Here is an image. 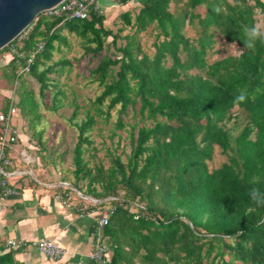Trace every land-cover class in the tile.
Wrapping results in <instances>:
<instances>
[{
	"label": "trees",
	"instance_id": "trees-1",
	"mask_svg": "<svg viewBox=\"0 0 264 264\" xmlns=\"http://www.w3.org/2000/svg\"><path fill=\"white\" fill-rule=\"evenodd\" d=\"M257 10L264 13V0H141L115 30L92 11L64 22L39 14L25 30L8 63L17 86L7 91L18 95L14 105L42 153L59 151L49 148L53 137L45 129L38 131L39 108L57 113L64 106L59 77L72 69L64 52L69 36L99 88L83 119L74 99L69 104L75 138L65 178L75 191H64L116 208L103 232L109 264H264V206L249 197L253 187L264 192V43L250 50L242 40V28L259 19ZM219 40L239 54L213 59ZM40 42L28 73L19 74ZM241 92L247 99L237 105ZM111 111L117 129L130 112L139 117L128 124L125 159L120 140L99 157L91 138L96 117L107 123ZM240 117L241 128L228 127ZM215 147L227 162L210 170ZM58 155L63 162L65 152Z\"/></svg>",
	"mask_w": 264,
	"mask_h": 264
},
{
	"label": "crops",
	"instance_id": "crops-1",
	"mask_svg": "<svg viewBox=\"0 0 264 264\" xmlns=\"http://www.w3.org/2000/svg\"><path fill=\"white\" fill-rule=\"evenodd\" d=\"M140 2L96 0L97 8L103 13L104 28L115 30L120 27L121 15L130 12L134 16ZM10 59L6 52L1 53L0 67L6 66ZM14 99L6 90H0V104L6 106L9 103L14 107ZM0 113L4 112L0 109ZM11 118L16 143L6 150L10 165L2 168L9 186L17 191V195L0 200V264H97L90 261L88 255L95 247L100 205H91V198L76 200L73 192H65L64 188L75 190L56 170L54 161L43 159L45 153L41 152L40 139L28 133L29 126L21 115L15 125ZM58 195H67L71 206H63L56 198ZM7 239H16L24 246L16 250L5 249ZM39 240L53 241L66 250L65 256L60 261L49 260L31 246L32 242ZM104 241L106 244L105 237Z\"/></svg>",
	"mask_w": 264,
	"mask_h": 264
},
{
	"label": "rangeland",
	"instance_id": "rangeland-1",
	"mask_svg": "<svg viewBox=\"0 0 264 264\" xmlns=\"http://www.w3.org/2000/svg\"><path fill=\"white\" fill-rule=\"evenodd\" d=\"M198 12H202L203 8H200L197 10ZM129 31L127 30L125 34H127ZM189 33L193 35V32L189 30ZM70 43V50L69 48L64 50L66 52L65 57L67 60L72 62V69L71 72H69V67H67L62 75L59 77V86L63 90L65 99L64 106L61 110H59L57 113H52L51 111H46L42 105L39 108V113L42 115L41 122L39 123L38 131H41L42 129L46 130V136H52V142L49 146H57L59 148V151L55 155L52 154V150L47 149L48 151L45 152V155L43 156L45 161H54L56 170L60 172V174L63 177H71L70 173L68 174L66 172V169L69 170L72 169L70 167V160H71V149L73 147V142L75 138L74 130L69 122V117L72 113V109L69 106L71 101L74 99V101L77 103L79 110H78V120L83 119L85 116V113L91 111L90 103L93 101L94 97L98 94L99 88L91 83L89 78H87L88 72L87 67H89L88 60L86 58L80 59L81 50L79 46L76 43V40L69 36L68 39ZM230 45L226 44L225 41L219 40L216 49L219 51V53H215L213 55V59L217 58H224L225 56L231 54V55H238L240 50L232 45L231 48H229ZM60 57V54L55 53L54 60H57ZM74 59H80L79 62L75 61ZM12 66L10 64H7L4 67H0V90H6L10 89L11 87L15 89L17 86V83L15 85L13 84V80L11 79L12 76ZM23 81V78L19 80V83L21 84ZM17 82V81H16ZM13 84V85H12ZM27 86L29 89L33 90L35 95L37 96L38 93V86L37 83L33 80H30L27 83ZM12 89V91L9 93L10 90L7 91V93L11 94L15 99V103L18 101V95L16 96V92ZM4 101V98H2ZM8 99V98H7ZM38 99V98H37ZM38 102L40 100L38 99ZM48 104H50V99L47 100ZM1 111L4 112V114H7L8 109L5 106V104H0ZM15 114L12 115L11 122L13 125H15L16 119L20 117V112L18 108L14 105ZM22 118V116H21ZM240 119L236 123L233 124L231 121L228 124L229 128H233L235 131H237L238 127L241 128L243 125V122ZM139 117L132 118V113L130 112L127 119L124 120L127 125L124 129H117L116 128V120H117V113L115 111L110 112V118L108 122L102 121V118L96 117V125L93 128L91 132V138L94 141V146L99 149L98 156L103 157L105 153V149L107 148H115L118 145V141L120 140V147L118 149L119 152H122V159H125V156L129 153V147L128 145V133L130 131V127L128 124H133L134 122H137ZM24 122H26L25 119L22 118ZM237 124V125H236ZM139 126L143 125V123H139ZM148 126L150 124L148 123ZM37 131V132H38ZM28 133L31 134V131L28 130ZM115 133L114 136L112 134ZM45 138V137H43ZM120 138V139H119ZM45 139H42L44 141ZM46 141L43 143V147H45ZM65 152L64 155V161H61L59 158V153ZM227 162V157L222 155L220 152V149L215 147L214 153L211 162L208 163V167L210 170L216 169L220 167L223 163ZM107 165V161L104 162ZM76 196H79L80 193L74 192ZM73 193V196H75ZM75 199V198H74ZM76 200H78L76 198Z\"/></svg>",
	"mask_w": 264,
	"mask_h": 264
},
{
	"label": "built area",
	"instance_id": "built-area-1",
	"mask_svg": "<svg viewBox=\"0 0 264 264\" xmlns=\"http://www.w3.org/2000/svg\"><path fill=\"white\" fill-rule=\"evenodd\" d=\"M102 15L103 13L97 8L96 0H63L57 6L46 10L42 14L48 17H54L62 19V21L68 20H84L89 18L90 12ZM27 33L22 32L15 40L9 43L7 47V54L12 57L17 53V47L26 38ZM43 49V43L37 44L35 51L26 61V67L20 69L19 74L28 73L29 65L32 64L36 54L40 53ZM15 114V109L12 104L8 107L7 114L0 113V200L2 197L17 195V191L10 187L6 174L3 171V166L10 165V161L7 157L6 150L16 143V133L13 129L10 118ZM57 200L65 207H70L69 198L67 195H58ZM85 199V198H84ZM91 205L97 204L96 200H89ZM116 208L114 206H101L100 217L96 222V237L95 247L93 251L88 255V259L97 264H109L110 252L108 246L104 241V228L108 225L110 218L113 216ZM24 243L19 242L16 239H7L4 242V248L8 250H16L23 247ZM31 246L42 254L46 258L52 261H60L66 254V250L54 243L51 240H39L31 243ZM77 264H81L78 262Z\"/></svg>",
	"mask_w": 264,
	"mask_h": 264
},
{
	"label": "water",
	"instance_id": "water-1",
	"mask_svg": "<svg viewBox=\"0 0 264 264\" xmlns=\"http://www.w3.org/2000/svg\"><path fill=\"white\" fill-rule=\"evenodd\" d=\"M62 1L0 0V50L24 32L37 15L57 6Z\"/></svg>",
	"mask_w": 264,
	"mask_h": 264
},
{
	"label": "clouds",
	"instance_id": "clouds-1",
	"mask_svg": "<svg viewBox=\"0 0 264 264\" xmlns=\"http://www.w3.org/2000/svg\"><path fill=\"white\" fill-rule=\"evenodd\" d=\"M259 14V19L257 22L250 25H246L242 28L243 43L246 49L254 50L257 41L264 43V13H261L260 10H257ZM232 45L229 46L231 48ZM247 99L246 93L241 92L235 99V104H240L245 102ZM250 200L255 207L264 206V192L259 188L253 187L249 192ZM255 207H249L248 211L252 212L255 210ZM264 223V221H261Z\"/></svg>",
	"mask_w": 264,
	"mask_h": 264
}]
</instances>
